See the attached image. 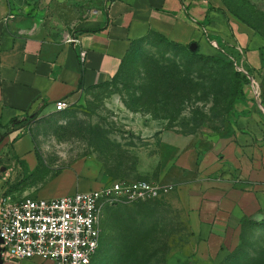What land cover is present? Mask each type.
Here are the masks:
<instances>
[{"label": "rangeland", "instance_id": "rangeland-1", "mask_svg": "<svg viewBox=\"0 0 264 264\" xmlns=\"http://www.w3.org/2000/svg\"><path fill=\"white\" fill-rule=\"evenodd\" d=\"M223 1L264 41V0ZM0 4V19L11 32L57 46L93 26L91 17L107 5L106 0H0ZM147 40L133 44L109 79L78 89L63 111L28 119L24 132L32 139L38 164L13 185L19 191L15 197L31 196L22 189L41 188L59 173L63 183L55 189L49 183L51 188L44 191L63 195L71 182L96 188L118 178L172 183L173 190L156 200L106 205L101 245L92 264H107L100 252L121 236L140 242L139 264H219L235 243L219 248L198 245L200 234L195 224L189 225L190 211L182 200L183 191L198 178L196 168L177 166L174 148L164 140L174 133L178 136L172 137L173 146L182 144L184 137L200 154L236 136L242 144L251 139L264 146V68L246 67L247 76L237 68L241 58L234 50L205 53L198 46L190 51L188 46L167 45L156 35ZM198 56L230 61L229 70L244 74L246 81H228L222 74L210 81L207 71L190 67ZM255 219L264 222L262 214ZM263 224L247 220L243 224L247 257L264 255Z\"/></svg>", "mask_w": 264, "mask_h": 264}, {"label": "crops", "instance_id": "crops-1", "mask_svg": "<svg viewBox=\"0 0 264 264\" xmlns=\"http://www.w3.org/2000/svg\"><path fill=\"white\" fill-rule=\"evenodd\" d=\"M106 3L103 11L91 17L94 25L73 36L77 39L75 43L66 41L59 46L39 37L13 33L0 19V197L20 200L15 197L19 191L13 185L24 177V171L30 175L37 167L32 139L24 132L28 119L56 112L54 103L70 100L79 89L80 77L83 88L109 79L132 42L149 32L184 46L194 42L205 53L217 50L212 45L216 43L221 49L234 50L245 70L264 68L263 39L231 14L223 0H106ZM175 136L178 135L169 134L164 140L174 148L172 160L184 168L193 164L198 177L182 196L185 208L190 211L189 225L195 224L200 234L198 245L219 248L232 242L235 247L243 219L264 208V146L254 144L251 139L242 144L236 136L199 157V152L187 146L184 137L182 144L173 146ZM10 141L12 144L7 148L5 144ZM49 183L54 189L60 186L62 174ZM49 183L35 190H22L40 198L60 196L44 191L51 188ZM93 185L71 182L65 194L86 191ZM0 264L54 263L34 257L2 260Z\"/></svg>", "mask_w": 264, "mask_h": 264}, {"label": "built area", "instance_id": "built-area-1", "mask_svg": "<svg viewBox=\"0 0 264 264\" xmlns=\"http://www.w3.org/2000/svg\"><path fill=\"white\" fill-rule=\"evenodd\" d=\"M75 37L67 42L75 43ZM219 51L223 49L212 44ZM80 52L79 57L82 58ZM232 59V58H231ZM244 74L248 72L237 66ZM58 100L54 111L68 107ZM172 183L151 179L118 178L86 191L50 198L0 197V259L18 261L38 257L54 264H90L100 242V225L106 205L149 201L167 195Z\"/></svg>", "mask_w": 264, "mask_h": 264}, {"label": "trees", "instance_id": "trees-1", "mask_svg": "<svg viewBox=\"0 0 264 264\" xmlns=\"http://www.w3.org/2000/svg\"><path fill=\"white\" fill-rule=\"evenodd\" d=\"M224 4H225V2H224ZM231 12H232V14L234 16H236L243 23H245L246 25H248L252 29L256 30V28L253 27L251 24H249L246 20H244V18H242L241 16H239L237 13L233 12L232 10H231ZM150 35L159 36L164 41V43L167 44V45L182 46V47L188 46L189 47V45L184 46V45H181L179 43H176V42H173V41H169L166 38H164L161 35H158V34H156L154 32H149L147 35H145V36L133 41L131 46L129 47V50H128L127 54L129 53V51L133 47L134 43H137L139 41H148L147 39H148V37ZM150 43L151 42H148L147 44H150ZM223 51H224V53L227 54V51L225 49H223ZM127 54L125 55V57L127 56ZM191 54H192V52H191ZM125 57L121 60L117 71L120 69V66H121L123 60L125 59ZM230 57L232 59L230 58L229 60L230 61L231 60L234 61V58L232 56H230ZM197 59L198 60H195L194 64H190V67H193L194 71H196V70L199 71V72L200 71H207V73H209V74H207L206 77L210 81L211 80H215V78L220 76L221 74L224 75L226 78H228V81L230 80V81L233 82V80H237V79H240V78H242V79H244L246 81V78H245L244 74H240L238 71H230L229 70V67L231 65L230 61L227 62V61H224L223 59H221L219 57H213V56H211V57L198 56ZM80 64H81V62H80ZM211 77H212V79H211ZM243 83H245V82H243ZM78 88L79 89L83 88L82 77H80V79H79ZM225 96L227 97V95H225ZM146 104L147 103H143V105H146ZM148 107L152 108L150 106H148ZM56 112H60V111H56ZM29 121H31V119H29ZM11 144H12V141H10L9 145L5 144V146L8 148V147L11 146ZM6 147H5V150H6ZM7 152L8 151H6L5 153H7ZM198 156L200 157V153L198 154ZM144 179H147V178H144ZM156 199H154V200H156ZM149 201H152V200H149ZM258 214H262L263 217H264V208L259 210L256 213V215H258ZM256 215L249 216V217H246V218L243 219V221L241 222V231H240L238 244L234 247L233 251H231L229 254H227L223 258V260L219 264H264V255H259L258 258L247 257L246 256V252L247 251H246V248H244V245H243V242H242L243 234H244V232H243V224H244V222L246 220L248 222L252 223V224L264 223V222H258L255 219ZM116 240L117 241L115 243L107 246V250L103 249V251L100 252L101 253L100 254V258H104L106 260L107 264H139L138 259H137L138 258L137 252L139 250H141L140 242L139 241H135L134 239L129 240V237H123V236H121L120 238H118ZM100 245H101V240L99 242V247L97 249V252L94 255V257L92 258L90 264H92L93 259L97 255V253H98V251L100 249Z\"/></svg>", "mask_w": 264, "mask_h": 264}, {"label": "water", "instance_id": "water-1", "mask_svg": "<svg viewBox=\"0 0 264 264\" xmlns=\"http://www.w3.org/2000/svg\"><path fill=\"white\" fill-rule=\"evenodd\" d=\"M196 48H197L196 43L192 42V43L189 44V49H190L191 51H195ZM1 261H2V260L0 259V262H1Z\"/></svg>", "mask_w": 264, "mask_h": 264}]
</instances>
